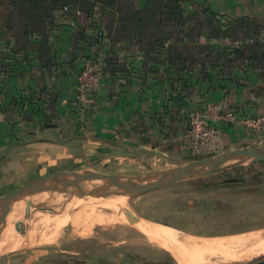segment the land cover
Masks as SVG:
<instances>
[{"label":"crops","instance_id":"crops-1","mask_svg":"<svg viewBox=\"0 0 264 264\" xmlns=\"http://www.w3.org/2000/svg\"><path fill=\"white\" fill-rule=\"evenodd\" d=\"M148 1L78 0L68 3L66 0H0V196L52 172L91 170L119 175V170L101 168L112 167H106L112 161L131 158V153L137 154L139 148L150 149L148 138L162 141L159 138V125L164 122L163 129H168L170 110L176 107L172 103L173 99L166 97L171 90H175L168 86L173 74H170L169 65H160L155 71L153 55L140 50L136 40L121 28L136 29L138 25L142 27L145 24L148 30ZM209 1L211 6L206 8L217 14L234 18H264V0ZM63 5L68 6V12L62 11ZM127 8L128 15L125 11ZM184 9L191 12L201 10ZM109 17H112V21ZM140 19H145V23H138ZM107 26L112 29V33L114 31L111 38ZM41 56L52 64V72L44 80L46 88L40 87L41 76H45L38 71ZM97 57L103 58L107 68L98 86L89 93L82 116L61 113L49 125L43 126L39 111L42 107L47 108L48 104L45 107L39 105V109L32 108L27 99L42 91V96L48 94L55 101L49 104V108L72 112V105L67 102L74 96V72L78 73L88 59ZM181 75L182 82L193 88L190 105L200 103L202 98L205 99L203 96H207L212 100L210 103L215 102L225 109L218 107L221 112L233 111L242 121V124L235 123L232 126L225 122L210 121L217 133L210 149L236 150L250 146L255 139L249 138L247 129H261L260 134L264 135V81H258V77L253 75L249 85L240 87L229 84L220 92L217 85L199 81L197 69L183 71ZM14 99L21 104L16 107L10 105V100ZM234 107L237 108L234 110ZM138 125L145 126L144 135L147 138L140 147L136 145ZM176 135L183 137L180 132ZM227 198L233 201V196ZM260 206L263 213L264 203ZM249 207L244 208L243 214H248ZM214 212L217 214L215 205L210 210L211 215ZM261 215L264 217V214ZM143 220L152 226L173 229L171 224L158 223L154 215L150 218L146 216ZM253 225L250 223L248 229L253 228ZM248 229L239 232L244 233ZM192 232L196 237H201L199 240L202 237L213 240L231 235L214 236L197 233V230ZM116 248H105L99 254L100 258L87 259L81 264L162 262L159 258L162 259L163 255L159 254L156 260L148 257L147 249L135 247L131 248L140 257L132 262H122V252L118 253L120 248ZM47 253L45 249L33 248L18 258L8 259L4 264H40ZM145 253L147 258H144Z\"/></svg>","mask_w":264,"mask_h":264},{"label":"rangeland","instance_id":"rangeland-1","mask_svg":"<svg viewBox=\"0 0 264 264\" xmlns=\"http://www.w3.org/2000/svg\"><path fill=\"white\" fill-rule=\"evenodd\" d=\"M73 1L78 2V0ZM254 5L256 6V4ZM207 6L209 8L211 6L209 0H192L191 3L184 4V8L187 10H196ZM219 15L223 16L224 20L229 23L234 18L231 15ZM249 18H254L261 27H264V18L257 16ZM241 36L243 35L239 34L233 37V40H237ZM263 36L264 29L261 30V37ZM202 40L204 39L202 38ZM227 45H229L228 42ZM43 60H45L44 63ZM38 66L40 67L38 71L45 74V76H41L40 87L46 88L44 80L52 72L50 70L52 64L41 56ZM81 70L78 73L74 72L72 78L74 96L67 102L70 106L72 105V112L66 111V109H61L63 110L61 112L49 108V104H53L54 100L48 94L44 93L42 96V91L36 93L33 98L27 99L32 108L39 109V105L42 107L48 104L47 108L42 107V110L39 111L43 118V126L49 125L53 118L61 113L64 115L67 112L78 117L82 116L89 93L98 85L87 93H80L79 75ZM260 72L251 70L245 72L239 68L233 70V75L237 79L234 80L235 82H222L219 75L213 74L212 80L204 81V83L211 82L212 86L217 85L218 91L223 92L225 85L234 84L240 87L249 85L253 75L258 77V81H264V71L261 72V76L258 75L261 74ZM198 79H200V75ZM168 86L170 88V85ZM185 86L186 89L180 87L177 90H171L166 95V97L173 99L172 103L176 107L170 110L171 120L168 129H163L164 122L159 125L161 129L159 130L161 136L159 138L162 141L149 140L148 138L147 143L150 145V149L139 148L137 154L131 153V158L112 161L106 166L110 167L111 165L112 167L101 169H115L121 172L120 176L136 177L183 166L193 161L209 159L231 151L228 148L214 147L210 149L209 146H213L216 137L212 143H202L191 136L187 123L189 114L195 111H205L210 106L217 108L220 106L215 102L210 103L212 100H209L211 98L207 96H203L205 99L202 98L200 103L190 105L189 99L193 96V88L188 84ZM180 93L182 95H179ZM205 100L208 101L205 102ZM39 101L41 103H37ZM236 108L234 107V110ZM220 109L223 108L220 107ZM241 122L240 119H237L228 125L232 126ZM178 127L180 128L178 129ZM144 129L145 126H137L139 144L136 145L139 147L145 144V139H147L144 135L146 132ZM177 132L182 133L183 137H178ZM247 132L250 139H255L248 147L264 146V135L260 134L261 129L260 131L247 129ZM244 135L247 136L248 134ZM89 184L95 187L102 183L92 182ZM227 196L228 198L233 196V201ZM216 199L217 201H215ZM27 202L32 203L28 209L26 208ZM262 203H264V162H247L216 175L179 182L157 191L132 197H79L74 189H68L66 192H43L16 202L15 205H19L17 212L15 213L13 209L5 221L0 224V264L7 263L10 258H18L23 252L33 248L45 249L48 252L47 256L39 262L40 264H81L87 259L100 258L99 254H102L105 248L110 247L108 250H111L112 246H116L118 250L120 248L118 253L122 252V262L124 260L132 262L135 258L140 257V254H136V250L131 248L135 247L139 250L147 249L149 258L158 260L159 254L163 255L162 259L159 258L162 262L154 264H183L180 263L181 260L176 257L174 251L156 245V240L160 241V239L156 238L155 230L166 229L168 232L177 233L185 238L192 237L193 239L198 238V240L201 237H196L192 231L196 232L197 230V233L214 236L231 233L228 237L214 239L225 242V246L227 244L232 246L234 257L228 262L213 261V264L264 263V249L256 250L258 246L264 244V217L261 215L264 212L262 213L260 206ZM214 205L217 214L214 212L211 215L210 210L214 208ZM247 206H250L249 212L243 214V210ZM153 215L158 223L171 224L175 230L164 226L162 227L165 229L152 226L149 225L151 223L143 220L146 219V216L150 218ZM128 216H130L129 219L132 217L130 220H133L127 221ZM248 222L254 223L253 228L248 229L250 224ZM16 224H19L18 230L15 227ZM244 229L248 230L244 233L239 232ZM150 238H154L155 241L152 242ZM205 239L211 238L202 237L199 241H207ZM147 253H145L144 258H147Z\"/></svg>","mask_w":264,"mask_h":264},{"label":"trees","instance_id":"trees-1","mask_svg":"<svg viewBox=\"0 0 264 264\" xmlns=\"http://www.w3.org/2000/svg\"><path fill=\"white\" fill-rule=\"evenodd\" d=\"M191 1L149 0L146 4L148 30L145 29V24L142 27L138 25L136 29L121 27L123 32L136 40L140 50L147 55H153L155 71L160 65H169L170 74H173L169 84L171 89L177 90L178 87L186 89L181 74L194 68L198 70L201 82L211 81L213 74L219 75L222 82H235L237 79L233 75V70L239 68L245 72L264 71V36L261 37V30L264 27H261L257 20L242 16L231 19L232 22L229 23L223 16L206 7L194 12L186 11L184 4ZM125 11L128 15L129 9ZM109 20L112 21V18L109 17ZM138 23H145V19L138 20ZM107 30L111 38L112 29L107 26ZM245 32L247 34H244ZM239 34L243 36L233 40V37ZM202 38L204 41H201ZM106 68L105 63L103 71ZM258 75L261 76L262 73ZM9 103L15 107L21 104L15 99Z\"/></svg>","mask_w":264,"mask_h":264},{"label":"water","instance_id":"water-1","mask_svg":"<svg viewBox=\"0 0 264 264\" xmlns=\"http://www.w3.org/2000/svg\"><path fill=\"white\" fill-rule=\"evenodd\" d=\"M247 162H264V146L231 150L209 159L193 161L183 166L136 177L89 170L48 173L0 196V224L11 214L16 202L39 193L66 192L68 189H74L79 197L139 196L179 182L216 175ZM92 182H101L102 184L90 191L83 189L82 185ZM31 206V202L26 203L27 209ZM15 227L18 230L19 224H16Z\"/></svg>","mask_w":264,"mask_h":264},{"label":"bare ground","instance_id":"bare-ground-1","mask_svg":"<svg viewBox=\"0 0 264 264\" xmlns=\"http://www.w3.org/2000/svg\"><path fill=\"white\" fill-rule=\"evenodd\" d=\"M96 187L97 186L94 187L93 185L87 183L83 185V189L86 191H90ZM18 207V204L14 205L13 209L15 213L17 212ZM128 215H130V213ZM129 217L130 216L127 217V221H132L133 219L130 220L132 217L130 219ZM155 233L156 238L160 239V241L156 240V245L166 247L169 250L171 249L174 251V254L176 253V257L181 260L180 263L183 264H213V261L228 262L234 257L232 246L229 244L225 246V242L223 243L215 239L199 241L198 239L196 240L191 237L185 238L182 235L174 232H168L166 230H155ZM150 240L152 242L155 241L154 238H150ZM261 249H264V244L258 246L256 250L259 251Z\"/></svg>","mask_w":264,"mask_h":264},{"label":"built area","instance_id":"built-area-1","mask_svg":"<svg viewBox=\"0 0 264 264\" xmlns=\"http://www.w3.org/2000/svg\"><path fill=\"white\" fill-rule=\"evenodd\" d=\"M63 12H68V7L62 8ZM104 66L103 58H91L83 66L79 75L80 93H87L95 88L102 76ZM238 116L233 111L221 112L217 107H209L205 111L191 112L188 116L187 123L191 136L202 143H212L216 137V129L209 123L210 121H220L233 123Z\"/></svg>","mask_w":264,"mask_h":264}]
</instances>
